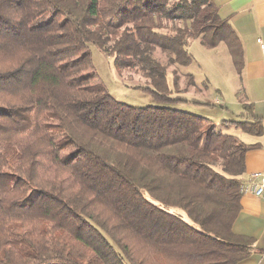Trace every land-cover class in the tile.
I'll return each instance as SVG.
<instances>
[{"label":"trees","instance_id":"obj_1","mask_svg":"<svg viewBox=\"0 0 264 264\" xmlns=\"http://www.w3.org/2000/svg\"><path fill=\"white\" fill-rule=\"evenodd\" d=\"M194 40L224 45L241 76V45L210 0H0V264L251 256L253 239L232 225L245 153L258 145L186 111L116 102L88 48L112 57L118 72L139 73L143 89L169 104L194 85L192 75L179 84ZM243 118L221 124L261 135V120Z\"/></svg>","mask_w":264,"mask_h":264},{"label":"rangeland","instance_id":"obj_2","mask_svg":"<svg viewBox=\"0 0 264 264\" xmlns=\"http://www.w3.org/2000/svg\"><path fill=\"white\" fill-rule=\"evenodd\" d=\"M88 48L97 81L116 102L133 108L167 106L186 111L212 121L222 133L235 136L244 143L251 142L252 138L239 128L221 124L223 120L237 121L239 116L244 114L241 107L243 99L239 89L240 78L235 74L222 44L214 49L203 48L199 40L188 44L187 51L192 57V62L188 66L179 68V84L180 88H184L183 76L192 75L194 85L188 87L182 94L171 95L172 99H181L184 102L169 104L160 103L149 91L143 89L149 87V84L139 73L129 69L118 72L113 66L112 57L103 54L92 45H88ZM157 52L155 56L163 62V56ZM169 70L171 68L168 69L166 82L171 91L172 76ZM169 212L187 221L182 212L174 209H169Z\"/></svg>","mask_w":264,"mask_h":264},{"label":"crops","instance_id":"obj_3","mask_svg":"<svg viewBox=\"0 0 264 264\" xmlns=\"http://www.w3.org/2000/svg\"><path fill=\"white\" fill-rule=\"evenodd\" d=\"M210 2L217 8L221 19H229L242 48L243 70L239 77V89L244 114L239 116V120L249 114L254 119L261 120V135L258 137L249 135L252 138L250 143L240 140L247 145H258L257 148L245 153V171L240 178L241 184H244L249 175L264 172V0H210ZM227 55L229 57L228 52ZM233 70L235 71L234 67ZM221 105L223 106L222 103ZM245 107H250L251 111ZM240 206V212L232 225V232L253 239L254 245L251 256L238 264H264V198L241 194Z\"/></svg>","mask_w":264,"mask_h":264},{"label":"built area","instance_id":"obj_4","mask_svg":"<svg viewBox=\"0 0 264 264\" xmlns=\"http://www.w3.org/2000/svg\"><path fill=\"white\" fill-rule=\"evenodd\" d=\"M241 194H251L258 198H264V172L249 175L247 181L240 186Z\"/></svg>","mask_w":264,"mask_h":264}]
</instances>
